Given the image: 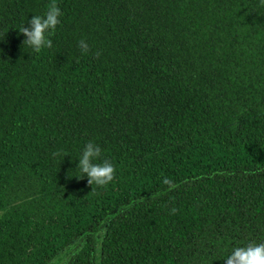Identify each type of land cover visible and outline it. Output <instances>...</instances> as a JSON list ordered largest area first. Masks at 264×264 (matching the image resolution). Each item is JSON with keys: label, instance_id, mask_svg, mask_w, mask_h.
Wrapping results in <instances>:
<instances>
[{"label": "trees", "instance_id": "1", "mask_svg": "<svg viewBox=\"0 0 264 264\" xmlns=\"http://www.w3.org/2000/svg\"><path fill=\"white\" fill-rule=\"evenodd\" d=\"M50 2L0 0V264H224L264 243L260 0H56L37 54L18 30ZM89 141L116 168L95 191L75 178Z\"/></svg>", "mask_w": 264, "mask_h": 264}, {"label": "clouds", "instance_id": "2", "mask_svg": "<svg viewBox=\"0 0 264 264\" xmlns=\"http://www.w3.org/2000/svg\"><path fill=\"white\" fill-rule=\"evenodd\" d=\"M260 5L264 6V0H260ZM62 15L56 0H51L43 16H32L27 25L19 28V33L25 37L23 45H27L37 54L44 49H51L52 37L62 23ZM78 46L84 55L92 51L86 40L79 41ZM100 55L99 51L94 53L97 59ZM60 155H62L61 152L53 153L54 157ZM63 155L67 156L66 153ZM78 161L77 169L81 175L75 178L83 180L86 177L93 191H95L93 186L105 188L116 179V168L109 160L102 158V149L95 142L89 141L85 145ZM51 264H56L55 260ZM224 264H264V243L251 242L246 246L235 247Z\"/></svg>", "mask_w": 264, "mask_h": 264}]
</instances>
